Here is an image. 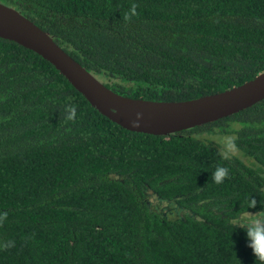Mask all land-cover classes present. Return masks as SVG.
<instances>
[{
	"label": "trees",
	"instance_id": "16d2710c",
	"mask_svg": "<svg viewBox=\"0 0 264 264\" xmlns=\"http://www.w3.org/2000/svg\"><path fill=\"white\" fill-rule=\"evenodd\" d=\"M0 2L127 97L192 100L264 71V0ZM249 197L264 210V99L168 136L135 132L0 38V264H256L234 227Z\"/></svg>",
	"mask_w": 264,
	"mask_h": 264
},
{
	"label": "water",
	"instance_id": "95a60500",
	"mask_svg": "<svg viewBox=\"0 0 264 264\" xmlns=\"http://www.w3.org/2000/svg\"><path fill=\"white\" fill-rule=\"evenodd\" d=\"M0 38L14 41L52 63L101 114L125 129L168 136L234 114L264 99V71L224 92L185 101H151L107 87L42 28L0 2Z\"/></svg>",
	"mask_w": 264,
	"mask_h": 264
},
{
	"label": "clouds",
	"instance_id": "9594fccd",
	"mask_svg": "<svg viewBox=\"0 0 264 264\" xmlns=\"http://www.w3.org/2000/svg\"><path fill=\"white\" fill-rule=\"evenodd\" d=\"M134 15H137L136 11L131 14L125 13L123 19L130 22ZM71 99V98H69ZM77 106L71 104L69 108L70 115L69 120H72L75 116ZM232 147H235V141L229 140ZM222 158L230 159L231 151L227 144L225 145V152L221 154ZM230 178V169L225 166H218L212 173V180L216 184H222L225 179ZM257 206V201L251 197L247 200L246 211L249 208H255ZM247 216H238L236 218L235 228L242 229L247 238V246L251 248L253 255L256 258V264H264V210L257 211L255 213L247 211ZM7 219V213L0 215V227L3 226ZM14 246V242H9L7 247Z\"/></svg>",
	"mask_w": 264,
	"mask_h": 264
}]
</instances>
